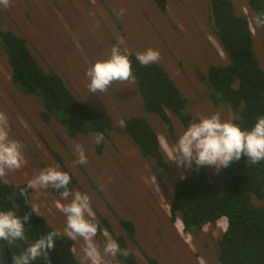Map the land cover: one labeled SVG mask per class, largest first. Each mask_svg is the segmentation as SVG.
Instances as JSON below:
<instances>
[{
	"label": "rangeland",
	"instance_id": "rangeland-1",
	"mask_svg": "<svg viewBox=\"0 0 264 264\" xmlns=\"http://www.w3.org/2000/svg\"><path fill=\"white\" fill-rule=\"evenodd\" d=\"M234 5L249 23L253 50L264 69V31L245 0H234ZM210 27L209 0H167L164 13L152 0H10L9 7L0 5V28L25 39L44 71L58 75L78 101L104 111L113 122L99 154L94 135L69 138L67 128L54 120L42 122L41 102L14 86L0 49V112L7 114L10 137L20 141L27 161L8 173L7 183L28 184L40 170L59 165L71 177L69 190L89 196L90 218L99 225L104 220L110 228L107 231L101 226L95 237L101 253L107 239L124 236L119 219H125L135 228L136 243L126 239V244L139 264H149L145 256L158 264H217L216 241L225 230V219L205 225L193 236L183 231L179 219H171L168 207L173 178H182L189 171L170 161V148L192 122L215 113L222 120L235 118L226 105L209 101L208 88L198 77L211 65L227 63ZM114 46L126 55L158 50L157 63L187 100L192 121L184 126L168 114L169 131L143 110L133 81H114L107 91L90 93L86 70L108 59ZM133 115L146 117L156 132L166 170L145 159L124 133V119ZM73 142L83 145L87 164L73 165ZM205 167L211 176L217 172L212 166ZM31 190L30 205H38L35 213L69 236L58 204H67L72 197L60 200L58 190L43 186ZM84 246L81 238L74 240L72 250L81 263ZM104 259L111 261V257Z\"/></svg>",
	"mask_w": 264,
	"mask_h": 264
},
{
	"label": "trees",
	"instance_id": "trees-1",
	"mask_svg": "<svg viewBox=\"0 0 264 264\" xmlns=\"http://www.w3.org/2000/svg\"><path fill=\"white\" fill-rule=\"evenodd\" d=\"M152 1L161 13L165 12L167 0ZM245 2L256 18L264 14V0ZM209 10L211 32L225 53L227 63L211 65L198 77L208 88L209 101L213 105L229 107L235 113L232 121L242 130H250L257 119L264 116V69L253 50L249 23L242 13H237L234 0H209ZM261 28L264 31V24ZM0 49L7 59L14 86L24 94L36 96L41 102L42 122L54 120L67 128L69 138L96 132H102L104 138L108 136L113 128L110 116L78 101L58 75L44 71L30 53L25 39L0 28ZM127 56L131 60L134 84L143 110L156 116L169 131L172 125L168 114L184 126L190 123L192 116L187 111L188 102L165 69L157 62L141 66L134 53ZM123 131L145 159L158 169H167L158 136L146 117L133 115L125 118ZM102 145L103 142L95 146L98 154ZM27 185L0 181V208L15 205L18 216L32 214L24 225L29 243L47 232L58 233L47 260L42 255L32 264H82L72 250L74 240L32 212L31 188L27 189L26 198L19 195V190ZM168 207L171 219H179L183 231L193 236L199 234L205 225L225 218L226 228L216 241L217 264H264V160L252 165L241 156L213 176L205 166L197 170L193 164L185 176L173 178ZM119 225L124 236H115L114 240L121 249L128 250L126 239L136 243L134 225L125 219H119ZM101 226L110 230L102 220L98 232ZM5 244L11 262L28 246L24 241ZM128 253L126 258L116 257L120 264H139L129 250ZM145 257L149 264H158L156 259ZM0 264H8L1 245Z\"/></svg>",
	"mask_w": 264,
	"mask_h": 264
},
{
	"label": "clouds",
	"instance_id": "clouds-1",
	"mask_svg": "<svg viewBox=\"0 0 264 264\" xmlns=\"http://www.w3.org/2000/svg\"><path fill=\"white\" fill-rule=\"evenodd\" d=\"M0 5L10 6V0H0ZM123 14V9H121ZM257 25L264 24V14L255 21ZM120 43H123L121 39ZM136 60L141 66H148L159 61L160 53L151 48L136 54ZM85 76L90 93L105 92L114 81H133L131 60L122 54L119 47L111 49L106 60L97 61L90 66ZM95 143L104 140L102 132L94 133ZM76 159L73 165L88 163L85 149L82 144L73 142ZM171 159L177 167L191 168L195 164L198 170L203 166H212L217 171L227 168L232 162L238 161L241 156L247 158L252 165L264 160V116L257 119L250 130H242L231 120H222L220 113L203 117L198 122L190 123L170 148ZM27 161L25 160L20 141L10 137L9 118L6 113L0 112V181L7 183L8 173L19 170ZM71 177L61 171L59 165L46 167L28 182L27 188H21L19 195L27 197V189L43 186L59 191L60 200L71 201L58 206L66 217V232L75 240L81 238L85 242L83 248L82 264H120L117 256L128 257L127 249H121L114 239H107L103 245V253L96 243L95 237L99 223L93 222L90 198L79 191H70ZM63 189V191H60ZM38 210V205H32V212ZM15 205L12 208H0V240L8 245L16 241H24L28 246L19 255L12 258V264H32L40 256L47 260L48 251L55 246L56 232H47L34 242H28L25 232V223L30 219L31 213L18 216ZM225 219V218H224ZM226 221V220H225ZM183 227V226H182ZM226 228V226H225ZM104 257H111V261Z\"/></svg>",
	"mask_w": 264,
	"mask_h": 264
},
{
	"label": "water",
	"instance_id": "water-1",
	"mask_svg": "<svg viewBox=\"0 0 264 264\" xmlns=\"http://www.w3.org/2000/svg\"><path fill=\"white\" fill-rule=\"evenodd\" d=\"M0 245L3 247L4 252H5V256H6V261L8 264H12L10 256H9V250L8 247L6 246L4 240H0Z\"/></svg>",
	"mask_w": 264,
	"mask_h": 264
},
{
	"label": "bare ground",
	"instance_id": "bare-ground-1",
	"mask_svg": "<svg viewBox=\"0 0 264 264\" xmlns=\"http://www.w3.org/2000/svg\"><path fill=\"white\" fill-rule=\"evenodd\" d=\"M222 219H224V218H221V219H219V220H222ZM219 220H217V221H219ZM218 223H219V222H218ZM218 223H217V224H218ZM222 229H223V227H222Z\"/></svg>",
	"mask_w": 264,
	"mask_h": 264
}]
</instances>
